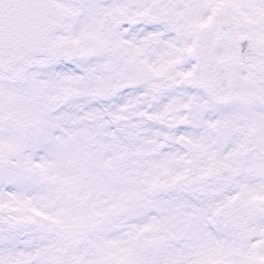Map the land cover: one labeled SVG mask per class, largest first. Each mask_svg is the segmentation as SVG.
<instances>
[{
	"label": "snow or ice",
	"instance_id": "6c2138e0",
	"mask_svg": "<svg viewBox=\"0 0 264 264\" xmlns=\"http://www.w3.org/2000/svg\"><path fill=\"white\" fill-rule=\"evenodd\" d=\"M0 264H264V0H0Z\"/></svg>",
	"mask_w": 264,
	"mask_h": 264
}]
</instances>
